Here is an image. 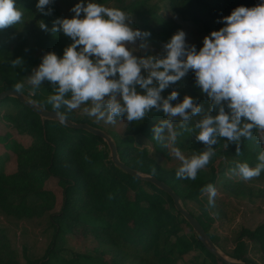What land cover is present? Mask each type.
Masks as SVG:
<instances>
[{"label": "trees", "instance_id": "trees-1", "mask_svg": "<svg viewBox=\"0 0 264 264\" xmlns=\"http://www.w3.org/2000/svg\"><path fill=\"white\" fill-rule=\"evenodd\" d=\"M152 1L95 0L136 16L135 26L143 33H150L145 37L155 44L170 42L171 37L182 30L184 22L211 34L225 26L221 22L223 17L230 15L235 8H251L264 3V0H162L168 11V15H163L161 6L152 4ZM37 3L38 0H16V7L23 14L22 20L0 30V93L16 91L15 85L22 83L21 93L29 100L46 111L56 112L47 102L48 97L54 94V86L46 80L33 94L28 78L39 65L43 53L55 52L58 55L73 41L62 32L51 31L53 21L61 18L60 7L53 3L48 6L52 8V14L44 15L36 8ZM42 23L47 25L48 31L40 28ZM202 47L198 46L197 51ZM136 87L143 94L144 90L139 85ZM173 91L178 93L177 99L170 101L173 106L182 103L185 96H191L194 104L201 107L198 115H191L188 110L191 119L179 126L178 148L181 152L198 155L209 150L207 145L196 139L199 129L195 125L207 115H217L219 108L213 109V102L197 85L192 70L180 81L170 84L161 96L167 99ZM3 105L11 106L13 112L0 117V121H5L19 134L31 137L32 144L25 147L14 140L10 132L0 133V143L17 156L14 173L0 170L1 212L17 219L40 216L46 210H52L57 203L56 194L47 189L48 181L53 180L62 190L61 209L50 215L54 233L46 253L41 259L29 260L27 264H106L100 258L75 253L66 247L64 237L75 227H88L91 232L100 234L105 241L104 253L115 264H181L191 256L189 264H226L204 247L192 226L176 210L171 196L115 166L109 147L102 138L56 120L42 119L17 98H7L0 102V107ZM59 111L68 120L100 129L94 123L80 119L76 110L68 111L61 107ZM225 111H229L226 105ZM166 118L163 110L156 108L146 112L139 121L129 122L126 116H118L117 121L127 120L126 139L116 142L119 157L130 168L169 185L180 196L183 207L220 248L211 233L214 219L208 211L210 205L206 207L202 201L206 191L201 190L208 184L217 188L232 165L236 168L238 163L247 162L250 167H255L261 163V132L254 128L251 139L241 137L238 144L217 136V143L211 146L213 155L208 165L198 171L194 180L178 179L177 170L163 168L150 157L146 148L128 141L141 136L152 141L158 151L162 148L167 150L166 136L161 133V138L157 139L154 132V128ZM260 175L264 177V171ZM32 201L36 204H31ZM187 202L205 207L196 214L186 206ZM187 229L189 233H186ZM247 240L259 244L264 253V223L254 231L244 229L230 255L236 261L257 264L248 257ZM0 264H19L1 231Z\"/></svg>", "mask_w": 264, "mask_h": 264}, {"label": "clouds", "instance_id": "clouds-1", "mask_svg": "<svg viewBox=\"0 0 264 264\" xmlns=\"http://www.w3.org/2000/svg\"><path fill=\"white\" fill-rule=\"evenodd\" d=\"M53 3L54 0H38L36 8L51 15L52 8L48 6ZM70 11L75 15L57 18L51 31L62 32L73 42L65 48L62 58L55 52L46 54L28 78L33 94L46 80L54 86V94L47 102L62 120L65 114L59 111L61 107L73 111L82 105H90L83 111L97 122L113 125L118 116H126L129 122L142 120L153 108L162 109L167 116L188 120L191 118L188 110L191 115L201 112L193 98L185 96L182 103L173 106L170 101L176 100L178 93L173 91L164 99L161 92L192 70L197 85L211 99L213 109L218 107L219 111L195 125L199 129L196 139L209 150L190 158L174 146L176 133L171 131L168 121L154 128L157 139L165 126L169 128L165 146L181 162L176 171L178 179L194 180L198 171L208 165L217 136L238 144L241 137L251 139L254 128L264 132V3L235 8L223 17L224 27L204 37L199 51L195 45L186 43L185 31L178 30L165 44L163 57L147 58L134 56L127 45L151 34L133 30L124 11L95 0H88L86 6L81 0ZM22 15L16 0H0V30L19 23ZM40 28L48 31L44 23ZM142 69L147 71V77L142 75ZM137 85L144 90L143 94L137 91ZM23 87L22 83L15 85L17 92ZM259 160L261 163L255 167L247 162L238 163L234 174L245 181L258 177L264 171V153ZM201 191L208 193V203L214 207L217 195L214 185L208 184Z\"/></svg>", "mask_w": 264, "mask_h": 264}, {"label": "rangeland", "instance_id": "rangeland-1", "mask_svg": "<svg viewBox=\"0 0 264 264\" xmlns=\"http://www.w3.org/2000/svg\"><path fill=\"white\" fill-rule=\"evenodd\" d=\"M80 2L81 0H54V3L61 9V18H72L75 13L71 12L70 9ZM84 3L86 6L88 0H84ZM156 3L161 6V14L168 15L166 3L162 0L152 1V4ZM104 6L113 7L114 5L106 4ZM127 15L130 17V27L133 30L138 29L135 26L137 22L136 16L132 14ZM83 16L84 14L82 13L81 18ZM182 30L186 33V43L189 46L195 45L196 48L203 45L205 36L210 35L203 33L197 26L190 22H184ZM164 46L165 44L163 43L155 44L150 42L146 37L138 39L134 44L127 45L132 54L138 58H147L149 56L163 57L166 54ZM46 54L43 53L41 55L39 65L42 63L43 57ZM63 55L64 51L58 54V57L62 58ZM142 74L147 75V71L142 69ZM88 106L90 105H82L80 108L75 109L80 119H86L94 123L101 130L108 133L115 143L126 139L127 120L117 121L116 118V124L114 125L106 124L103 121L97 122L94 117H90L84 113V107ZM9 111L13 112L11 106H1L0 117L9 113ZM190 119L183 120L180 116H167L164 121H168L171 125V131L175 132L177 137L179 134V126L189 122ZM6 132H10L12 138L25 147H29L32 144L31 137L19 134L14 128H10V125H7L5 121H0V133L6 134ZM162 133L169 141V128L167 126L164 127ZM262 136H264V132H261L260 138ZM128 141H131L133 145L146 148L150 153V157L156 160L163 168L170 170H177L179 168L181 162L171 154L168 147L167 150L162 148L163 151H158L152 141L141 136ZM260 143L262 148L261 155L264 153V140L260 139ZM174 146L178 147L176 141ZM182 154L188 158L193 155H198L197 153L189 151H184ZM232 166L221 181V185L225 184L226 187L225 189L222 187L217 188L218 193L215 197V206L209 212L212 218L213 215L216 217V223L214 222L215 225L213 224L211 233L216 238V242L220 244V248H218L220 252L229 259H231L230 255L233 253L235 243L242 231L244 229L254 231L259 225L264 223V177L259 175L258 177L245 181L234 174L233 170L235 168L234 165ZM0 170L8 174L14 173L17 170V156L8 151L1 143ZM242 184H245V186H241ZM47 189L52 190L56 194L57 203L52 210L48 209L40 216L17 219L7 217L0 210V231L9 241V248L14 252L19 264H27L29 260L35 261L41 259L45 255L52 240L54 230L50 223V215L59 212L61 209L62 190L53 180L48 181ZM202 201L206 207L209 205L204 199ZM31 204H36V201H32ZM186 206L196 214H199L202 208L205 207L195 202H187ZM186 233H189L188 229ZM64 241L66 242V247L75 253L92 255L102 259L106 264H115L113 259L104 253L105 241L102 236L98 233L91 232L88 227H75L72 233L64 237ZM247 242L249 243L248 257L257 264H264V253L260 245L249 240ZM191 258L192 256L185 258L181 264H189Z\"/></svg>", "mask_w": 264, "mask_h": 264}, {"label": "water", "instance_id": "water-1", "mask_svg": "<svg viewBox=\"0 0 264 264\" xmlns=\"http://www.w3.org/2000/svg\"><path fill=\"white\" fill-rule=\"evenodd\" d=\"M17 98L18 100L21 101L24 105L32 109L34 112H36L42 119H47V120H56L59 121L60 123L74 128V129H80V130H85L87 132H90L91 134L98 136L102 138L106 144L109 147L110 150V157L115 166L123 170L126 174L141 180L145 182H149L156 186L158 189L166 192L171 198L173 199L174 205L176 210L185 218V220L192 226L193 230L195 233L199 236L202 244L204 247L210 251L213 255H215L221 262H224L226 264H248L240 261H236L234 259H229L227 256H225L223 253L220 252V250L217 248V246L214 244L212 239L209 237V235L206 233V231L203 229L199 221L188 211L183 207L182 201L180 196L175 193V191L166 183L158 180L156 177L149 176L142 174L129 166H127L124 162L121 161L117 149V145L113 138L106 133L105 131L101 129L94 128L90 126L89 124H82V123H76L71 120H68L67 118L64 117L62 120L61 118L58 117L56 112L53 111H46L42 109L40 106L36 105L33 103L31 100H29L23 93L17 92L15 90H7L2 93H0V102L7 98Z\"/></svg>", "mask_w": 264, "mask_h": 264}, {"label": "crops", "instance_id": "crops-1", "mask_svg": "<svg viewBox=\"0 0 264 264\" xmlns=\"http://www.w3.org/2000/svg\"><path fill=\"white\" fill-rule=\"evenodd\" d=\"M223 180V179H222ZM221 180V181H222ZM221 181H220V183L218 184V186H217V188L218 187H222L223 189H225V187H226V185L224 184V185H221ZM241 181V180H240ZM241 186H245V184H242ZM216 188V189H217ZM217 193H218V190H217ZM202 198L204 199V201L205 202H208V199H209V196H208V193L206 192L205 194H203V196H202ZM213 209V207L212 206H209V208H208V211L209 212H211V210ZM211 215V214H210ZM213 219H214V222L216 223V217L213 215ZM215 223H214V225H215ZM254 243V242H253ZM249 244V243H248ZM256 244V243H255ZM219 246H220V244H219ZM235 248V247H234ZM250 249V248H249ZM250 259V258H249ZM251 260V259H250Z\"/></svg>", "mask_w": 264, "mask_h": 264}]
</instances>
